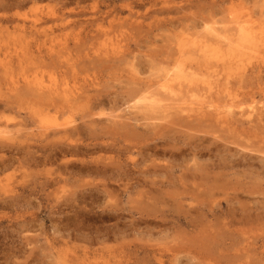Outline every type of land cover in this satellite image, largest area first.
I'll return each mask as SVG.
<instances>
[{
	"label": "rangeland",
	"instance_id": "obj_1",
	"mask_svg": "<svg viewBox=\"0 0 264 264\" xmlns=\"http://www.w3.org/2000/svg\"><path fill=\"white\" fill-rule=\"evenodd\" d=\"M263 44L264 0H0V264H264V121L230 112Z\"/></svg>",
	"mask_w": 264,
	"mask_h": 264
},
{
	"label": "bare ground",
	"instance_id": "obj_2",
	"mask_svg": "<svg viewBox=\"0 0 264 264\" xmlns=\"http://www.w3.org/2000/svg\"><path fill=\"white\" fill-rule=\"evenodd\" d=\"M240 24V23H239ZM238 24V25H239ZM231 28V27H230ZM241 29V28H240ZM222 30H225V29H222ZM221 30V31H222ZM239 30V29H238ZM213 31V30H212ZM216 32H218V30L216 31ZM215 32V34L217 35V33ZM233 32V31H232ZM238 32V31H237ZM219 33V32H218ZM225 33V32H224ZM224 33L223 34H221V35H224ZM229 33V32H228ZM253 33V32H252ZM220 34V33H219ZM231 33H229V35H230ZM237 34H239V33H237ZM244 34V33H243ZM209 35V34H208ZM249 35H250V33H249ZM221 37V36H220ZM222 39H223V37H221ZM220 38V39H221ZM226 38H228V37H226ZM249 38H250V36H249ZM215 39V38H214ZM224 39H225V36H224ZM223 39V40H224ZM254 39V38H253ZM218 40V39H217ZM250 40V39H249ZM221 41V40H220ZM219 41V42H220ZM251 41V40H250ZM253 41V40H252ZM218 42V41H217ZM226 42H227V40H226ZM194 43V42H193ZM209 43V42H208ZM207 43V44H208ZM216 43V42H215ZM237 43V42H236ZM192 44V43H191ZM202 44V43H201ZM234 44V43H233ZM254 44V43H253ZM264 45V44H263ZM262 45V46H263ZM211 46V45H210ZM237 46V45H236ZM201 47V46H200ZM204 47H206V46H204ZM183 48V47H182ZM218 48H219V46H218ZM177 49V48H176ZM201 49V48H200ZM204 49H206V48H204ZM203 49V50H204ZM202 51V50H201ZM211 51V50H210ZM250 52H252V51H250ZM212 54V53H211ZM263 54V53H262ZM262 56H264V55H262ZM236 59V58H235ZM254 70V69H253ZM247 73V72H246ZM260 76V75H259ZM195 77V76H194ZM29 87V86H28ZM34 91V90H33ZM146 92V91H145ZM262 92V91H261ZM55 93V92H54ZM257 94V93H256ZM259 94V93H258ZM49 95V94H48ZM150 95V94H149ZM50 96V95H49ZM256 96V95H255ZM74 97V96H73ZM193 97V96H192ZM144 98V100H146L145 101V104H143V106H145V109H149V110H152L153 111V109L155 108V106L153 105V101L152 100H150V99H148L147 97H143ZM143 98H141L142 100H143ZM71 99H73V98H71ZM100 99V98H99ZM98 99V100H99ZM159 99V98H158ZM48 100V99H47ZM101 100H102V97H101ZM136 100V99H135ZM194 100V99H193ZM248 100V99H247ZM159 101H160V99H159ZM99 102V101H98ZM139 102H141V101H139ZM144 102V101H143ZM154 102H156V101H154ZM164 102V101H163ZM190 102V101H189ZM192 103V102H191ZM243 103H244V101H243ZM253 103V102H252ZM96 104H97V102H96ZM99 104H102V103H99ZM159 104V103H158ZM185 105V104H184ZM188 105H190V104H188ZM219 105V104H218ZM218 105H216V106H218ZM230 105V104H229ZM229 105H227V106H229ZM177 107H178V105H176ZM192 106V105H191ZM211 106H213V105H211ZM224 106V105H223ZM234 106V105H233ZM246 107V106H245ZM186 108V107H185ZM218 108V107H217ZM250 109H245V110H242V111H240V112H236V113H233V111H230L231 112V114H232V116H238V117H240V118H242V117H244V119L246 120L245 122H249L250 124H254V123H252L253 122V120L255 119L257 122H262V121H264L263 119H264V105L262 106V107H260V108H256L255 106H250L249 107ZM160 109H161V107H160ZM179 110V109H178ZM180 110H182L180 113H177L176 114V117H177V119H178V121H179V119L180 120H183V119H186L187 117L189 118V117H191L192 115L190 114L191 112L192 113H194L195 114V117L196 118H198V119H202L203 117V113H202V111L201 110H198V111H194V110H187V109H181L180 108ZM231 110H232V108H231ZM150 113V112H149ZM210 113V112H209ZM205 114V113H204ZM222 114V113H221ZM141 116V115H140ZM211 116V115H210ZM237 116H236V118H237ZM119 117V116H118ZM164 117H170L171 118V113L170 112H168ZM221 118H227L226 117V115H222V116H220ZM230 117H231V115H230ZM161 118V117H160ZM231 118H233V117H231ZM197 119V120H198ZM207 119V118H206ZM88 121V120H87ZM233 121V120H232ZM236 121V120H235ZM93 122V121H92ZM91 123V122H90ZM183 123H185V122H183ZM201 123V122H200ZM219 123V122H218ZM230 123V122H229ZM85 124V123H84ZM88 124H89V122H88ZM92 124V123H91ZM176 124V123H175ZM197 124H199V123H197ZM221 124V123H220ZM238 124V123H237ZM256 124V123H255ZM259 124V123H258ZM261 124V123H260ZM43 125V124H42ZM90 125V124H89ZM181 125V124H180ZM183 125V124H182ZM189 125V124H188ZM187 125V126H188ZM200 125V124H199ZM203 125V124H202ZM235 125V124H234ZM244 125H246V123L244 124ZM257 125V124H256ZM189 126H191V124L189 125ZM189 126L187 127V128H189ZM229 126V125H228ZM241 126H243V125H241ZM253 126V125H252ZM59 127V126H58ZM87 127V126H86ZM179 127V126H178ZM195 127H198L197 125H195ZM206 127V126H205ZM237 127V126H236ZM253 127H256L255 125L253 126ZM54 128V127H53ZM191 128V127H190ZM189 128V129H190ZM258 128H260L259 126H258ZM46 129V128H45ZM75 129H76V127H75ZM186 129V128H185ZM198 129V128H197ZM205 129V128H204ZM214 129V128H213ZM217 129V128H216ZM219 129V128H218ZM255 129V128H254ZM74 130V129H73ZM196 130V129H195ZM245 130V129H244ZM250 130V129H249ZM257 130H260V129H257ZM199 131V130H198ZM219 131V130H218ZM57 132V131H56ZM55 132V133H56ZM62 132V131H61ZM75 132V131H74ZM209 132V131H208ZM246 132V131H245ZM249 132V131H248ZM255 132H257V131H255ZM54 133V132H53ZM66 133V132H65ZM70 133V132H69ZM68 133V134H69ZM57 134L58 135H60L58 132H57ZM57 134H54V135H57ZM71 134V133H70ZM216 134V133H215ZM247 134V133H246ZM49 135V134H48ZM61 135H62V133H61ZM61 135H60V137H61ZM218 135V134H217ZM194 136V135H193ZM197 137V136H196ZM201 137V136H200ZM252 137H255V135H253ZM206 138V137H205ZM258 138V137H257ZM223 139V138H222ZM238 139H240V136H239V138ZM252 139V138H251ZM254 139H256V138H253V140ZM226 140H227V138H226ZM243 140H244V138H243ZM257 140V139H256ZM245 141V140H244ZM189 142V141H188ZM196 142H197V138H196ZM216 142V141H215ZM205 143V142H204ZM212 143V142H211ZM103 144V143H102ZM105 144V143H104ZM183 144H185L186 146H188L189 145V147H192L193 146V144L192 143H188V144H186V143H184V141H183ZM206 144V143H205ZM247 144V143H246ZM58 145V144H57ZM74 145V144H73ZM72 145V146H73ZM5 146V145H4ZM56 146V145H55ZM238 146V145H237ZM5 148V147H4ZM105 148V147H104ZM195 150H196V152H199V153H202L204 150H205V146H204V144L202 143V144H196L194 147H193ZM225 148V147H224ZM30 149V148H29ZM126 149H128V148H126ZM189 149V148H188ZM209 149V148H208ZM216 149V148H215ZM129 150V149H128ZM186 150V149H185ZM195 150H194V153H195ZM226 150V149H225ZM242 150V149H241ZM130 151V150H129ZM219 151V150H218ZM177 152H178V150H177ZM180 153V152H179ZM182 153V152H181ZM238 153V152H237ZM175 154H178V153H175ZM235 155V154H234ZM241 155V154H240ZM246 156V155H245ZM239 157V156H238ZM237 158V157H236ZM240 158V157H239ZM246 159H247V156H246ZM249 159V158H248ZM194 160V159H193ZM232 160V159H231ZM250 160V159H249ZM240 160H238L237 161V163L239 162ZM183 162H185V161H183ZM229 162V161H228ZM232 162V161H231ZM243 162V161H242ZM241 162V164H243L244 165V163H242ZM180 163V162H179ZM218 163V162H217ZM185 164V163H184ZM240 164V163H239ZM246 165H247V163H245ZM249 164V163H248ZM242 165V166H243ZM249 166V165H248ZM168 167V166H167ZM217 167V166H216ZM231 167V166H230ZM137 168V167H136ZM169 168H170V166H169ZM188 168V167H187ZM159 170V169H158ZM173 170V169H172ZM175 170V169H174ZM171 171V170H170ZM147 172V171H146ZM149 172H151V171H149ZM212 172V171H211ZM120 173V172H119ZM152 173H154V172H152ZM191 173V172H190ZM213 173V172H212ZM125 174V173H124ZM123 174V175H124ZM141 174V173H140ZM163 174V173H162ZM180 174V173H179ZM191 175H192V173H191ZM161 176V175H160ZM123 177V176H122ZM157 177V176H156ZM125 178V177H124ZM186 179V178H185ZM135 180V179H134ZM170 180V179H169ZM113 181V180H112ZM174 181V180H173ZM141 182V181H140ZM175 182V181H174ZM147 183V182H146ZM155 183V182H154ZM154 183H153V185H154ZM139 184V183H138ZM137 184V185H138ZM145 184V183H144ZM194 184H196V183H194ZM157 185V184H156ZM234 196V195H233ZM228 197V196H227ZM195 209V208H194ZM241 211V210H240ZM188 212V211H187ZM234 212V211H233ZM242 212H245V210L244 211H242ZM251 213V212H250ZM204 214V213H203ZM211 215V214H210ZM242 215V214H241ZM249 216V215H248ZM248 218V217H247ZM170 219V218H169ZM141 221V220H140ZM240 221V220H239ZM168 222V221H167ZM172 222V221H171ZM247 222V221H246ZM255 222V221H254ZM153 223V222H152ZM177 226V225H176ZM188 226V225H187ZM194 226V225H193ZM202 226V225H201ZM230 226V225H229ZM248 227V226H247ZM226 229V228H225ZM248 229V228H247ZM250 229V228H249ZM249 229L247 230V231H249ZM251 230V229H250ZM241 232V231H240ZM250 233H251V231H250ZM239 239V238H238ZM254 240V239H253ZM239 241V240H238ZM236 242V241H235ZM216 243V242H215ZM253 244V243H252ZM211 249V248H210ZM234 249V248H233ZM254 249V248H253ZM246 253V252H245ZM259 253V252H258ZM248 257V256H247ZM261 257V256H260ZM225 259H226V257H225ZM259 259V258H258ZM225 262V261H224ZM229 262V261H228ZM235 262V261H234ZM228 264H230V263H228Z\"/></svg>",
	"mask_w": 264,
	"mask_h": 264
}]
</instances>
